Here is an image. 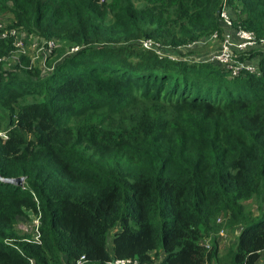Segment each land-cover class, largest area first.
<instances>
[{"label":"trees","instance_id":"16d2710c","mask_svg":"<svg viewBox=\"0 0 264 264\" xmlns=\"http://www.w3.org/2000/svg\"><path fill=\"white\" fill-rule=\"evenodd\" d=\"M196 1L185 21L166 26L139 16L136 0L114 2L122 33L112 38L96 19L99 0H0V17L15 15L44 44L75 48L52 49L59 61L44 75L24 56L3 69L15 44L0 38V100L11 110L0 134V264H76L81 257L84 264H213L219 245L211 219L221 211L241 225L232 264L264 260V51L240 53L239 60L257 58V70L233 75L207 59L173 60L143 46L187 47L214 34L223 41L240 29L263 36L264 0ZM25 94L41 99L18 104ZM95 100L125 109L135 101L181 107L197 161L179 157L178 175L167 172V156L133 177L98 166L69 138L76 128L65 111ZM16 177H24L21 186L1 181ZM253 198L258 211L244 212L242 201ZM25 210L37 218L35 242L16 228Z\"/></svg>","mask_w":264,"mask_h":264},{"label":"rangeland","instance_id":"374dc122","mask_svg":"<svg viewBox=\"0 0 264 264\" xmlns=\"http://www.w3.org/2000/svg\"><path fill=\"white\" fill-rule=\"evenodd\" d=\"M119 1L99 0L96 10V19L100 23L101 31L112 38H116L122 33L119 23L120 12H115L114 6V2ZM196 3V0L188 2L183 0L179 6L175 0H136L135 6L137 14L144 20L158 21L161 25L166 26L173 22L185 21L195 8ZM224 6H227L226 2H224ZM164 8H168V11H164ZM225 10V8L222 9L224 12ZM234 15L239 19L237 12H234ZM101 16L103 18L99 19ZM259 26L260 24H256L254 28H259ZM0 30L8 33L13 31L14 33L9 36L15 44L13 52L1 64L3 69L15 66L19 63L20 57L24 56L32 66L42 68L44 75H47L59 61V59L53 60L58 52L71 53L75 49L68 41H54V46H51V51L48 54L45 51L44 43L38 40L35 32L25 30L21 25H18L13 14L0 17ZM245 31L247 30L239 32L237 41L228 34L231 43L237 44L241 39L247 42L253 41L251 43L253 45L255 37L256 40H263V42H257L254 51H264V34L258 37L253 32ZM248 32L254 37L250 36ZM221 41L222 38L219 39L217 34H214L206 41L200 40L201 43L191 49H187L183 45L175 49L161 46L159 51L160 53L168 52L188 61L204 60L218 51ZM187 43L185 42L186 45ZM60 45L64 50L58 48ZM52 48L56 49V54L52 52ZM48 55L52 57L49 60V65L44 62L45 58H49ZM27 69L29 68L24 67V70ZM17 71L20 72V70ZM39 99L41 98L38 95L25 94L24 97H18V104L34 102ZM65 111L69 115L67 125L76 128L73 132L75 135L71 134L69 138L72 141H78L79 147L86 151L87 157L102 168L117 166L133 177L145 171L147 161L157 162L159 157L167 156V172L178 175L181 169L179 157L191 159V161H197L199 157L198 145L190 138L182 123L180 112L183 109L181 107H173L159 102L135 101L129 109H125L117 106L115 100L111 102L95 100L92 103L77 101L73 107L68 105ZM10 112L11 110L9 111L8 107L4 105V101L0 100V134L2 135L5 134L7 121L11 117ZM91 127H96V129L92 128L94 131H91ZM107 135H109L108 139ZM86 187V190H91L93 184ZM242 207L244 212L252 209L258 211L259 201L256 198L243 200ZM211 223L219 245V253L213 264H232L233 251L241 225L235 223V219L225 211L213 216ZM37 225L35 214L25 210L24 217L18 218L16 228L19 235H28L32 239L36 234ZM111 238L112 235H108V247L111 246ZM258 264H264V260H260Z\"/></svg>","mask_w":264,"mask_h":264},{"label":"built area","instance_id":"2783aa9c","mask_svg":"<svg viewBox=\"0 0 264 264\" xmlns=\"http://www.w3.org/2000/svg\"><path fill=\"white\" fill-rule=\"evenodd\" d=\"M220 17L223 19V21L225 23H227V13H226V11L225 12L221 11L220 12ZM240 31H243V30H239L235 34V38L234 39L236 41H237V38H238V35H239ZM245 32H247V31H245ZM13 33H14L13 31H10L8 33V32L0 30V38H6L9 35H12ZM244 34H246V33H244ZM249 35L251 36L252 34L249 33ZM252 42L253 41L247 42L246 40L239 39L237 44H235V43L232 44L231 40L229 38V35L227 34L225 36L224 40L221 42L220 48L218 49V51L214 52L209 58H207V60L211 61L215 65L227 67V69H229L231 74H233V75L238 74L240 72V70H242V69L245 70L246 72L254 73L257 70V58H255L256 61H253V60H239V59H237V57L239 56L240 53H243V52L247 51L250 47L254 48L257 42H263V40H256L255 37H254V43L255 44L251 45ZM49 43H51V44H49ZM200 43L192 42V43H190V45H188L185 48L190 49V48H193L196 45H199ZM44 45H45V51L47 53H49L51 51L50 50L51 46L52 45L54 46V41H49L48 43H45ZM143 46L144 47L151 46V48L156 50V52L160 53L159 49H161V46L158 43H154L152 41L151 42L150 41H145V42H143ZM166 53H168V52H163V53H160V54H166ZM168 54H169L168 57L170 59H173V60L178 59L176 56L171 55L170 53H168ZM0 62H1V59H0ZM38 236L39 235L36 232V235L33 238V242L38 240ZM84 260L85 259L83 257H81L80 260H78L76 264H84ZM64 264H69V263H64ZM105 264H137V262L134 261V260H131V259H113V260H110V261L106 262Z\"/></svg>","mask_w":264,"mask_h":264},{"label":"water","instance_id":"95a60500","mask_svg":"<svg viewBox=\"0 0 264 264\" xmlns=\"http://www.w3.org/2000/svg\"><path fill=\"white\" fill-rule=\"evenodd\" d=\"M2 182L16 185V186H21L24 182V177H16V178H2Z\"/></svg>","mask_w":264,"mask_h":264},{"label":"clouds","instance_id":"9594fccd","mask_svg":"<svg viewBox=\"0 0 264 264\" xmlns=\"http://www.w3.org/2000/svg\"><path fill=\"white\" fill-rule=\"evenodd\" d=\"M2 61H3V60H2ZM2 61H1V62H2ZM1 62H0V64H1Z\"/></svg>","mask_w":264,"mask_h":264}]
</instances>
